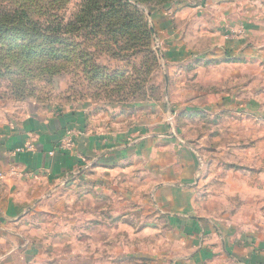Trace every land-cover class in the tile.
Returning <instances> with one entry per match:
<instances>
[{"label":"rangeland","instance_id":"obj_1","mask_svg":"<svg viewBox=\"0 0 264 264\" xmlns=\"http://www.w3.org/2000/svg\"><path fill=\"white\" fill-rule=\"evenodd\" d=\"M81 108L95 124L122 131L126 144L149 140L158 156L132 157L135 167L119 186H87L92 198L83 191L70 199L66 179L51 188L59 192L56 206L42 220L51 227L33 235L58 244L51 251L46 244L42 261L153 264L133 256L175 254L181 236L168 230L151 198L162 171L154 166L165 152L175 166L188 155L195 163L196 215L236 217L227 212L253 196L244 183L214 175L221 162L246 159L245 145L264 155V0H0V130ZM246 112L253 117L248 135L235 130L250 120ZM14 165L0 167V178L15 175ZM203 169L208 181L198 187ZM102 189L115 195L97 198ZM76 238L94 240V262L81 261L85 245L70 248ZM73 250L79 253L71 259Z\"/></svg>","mask_w":264,"mask_h":264},{"label":"crops","instance_id":"obj_2","mask_svg":"<svg viewBox=\"0 0 264 264\" xmlns=\"http://www.w3.org/2000/svg\"><path fill=\"white\" fill-rule=\"evenodd\" d=\"M235 98H230L229 102H235ZM251 103L249 107L247 105L249 111L252 110ZM89 113L81 108L58 114L51 119L29 116L20 125L0 130V167L6 169L13 163L17 169L33 172L27 178L16 174L0 178V264H44L42 260H45V256L42 252L50 241L41 240L33 233L51 227L50 223L42 222L51 213V208L55 209L56 206L54 199L59 192L53 191L51 195V188L59 186L66 179L71 187L66 193L70 199H80L83 191H86L88 199L95 195L94 191L88 190L89 185L101 183L106 188L110 184L119 186L124 182L120 176L126 175L129 170L133 171L135 167L132 157L138 159L150 153L158 156V148L146 145L149 140L126 144L127 135L118 130L110 131L106 125L95 124ZM245 115L250 120L244 121V128L236 127L235 130L244 131L248 135V132L253 131V117L249 112ZM66 127L78 132L75 134L73 150L67 153L55 150L49 154L63 136ZM25 143L32 144L33 150L12 153ZM252 147L245 145L246 159L237 161V164L232 160L221 162L217 175H214L215 180L219 179V183H233L235 187L244 183L245 191L252 192L253 196L259 190L264 193V155L255 154ZM173 156L171 151L169 156L165 152L162 157L164 159L155 164L154 168L162 171L160 178L155 180V192L151 198L156 206L154 212H162L160 216L166 219L168 230L181 236L178 239L180 249L175 254L158 256L157 252L152 251L150 254L133 257L147 258L153 264H264V233H260L264 230V196H260L256 204L251 201L253 196L245 198V205L240 208L237 206L236 211L227 212L235 213L233 215L236 217L227 214H220L219 218L196 215L192 204L199 189L195 190L191 186L198 179L193 174L195 163L188 155V158L185 156L180 159L179 166H175ZM204 171L200 174L198 187L203 181H208L209 176ZM114 174H118V179L113 177ZM134 177L135 180L139 179L138 174ZM98 195L101 196L97 198L108 200L115 193L102 189ZM149 213L152 215V212ZM70 228H79V223L70 224ZM69 243L70 248L71 243L74 247L85 245L87 252L85 259L80 256L81 261L94 262L93 239L83 241L76 238ZM57 244V238L51 240L48 250L51 251ZM118 246H124V241H119ZM69 253L72 259L78 256L79 251ZM125 257L124 251H121V259Z\"/></svg>","mask_w":264,"mask_h":264},{"label":"built area","instance_id":"obj_3","mask_svg":"<svg viewBox=\"0 0 264 264\" xmlns=\"http://www.w3.org/2000/svg\"><path fill=\"white\" fill-rule=\"evenodd\" d=\"M78 133L76 129L71 127H66L63 133V136L55 143L52 150L49 152V154H52L55 150L61 151V152H69L73 150L74 142H75V134ZM27 150H33V145L30 143H25L24 145L15 148L12 153L19 154ZM16 165L9 168V173L11 174H17L16 172ZM1 175V174H0ZM33 175V172L31 171H24L21 172V176L23 177H29Z\"/></svg>","mask_w":264,"mask_h":264},{"label":"trees","instance_id":"obj_4","mask_svg":"<svg viewBox=\"0 0 264 264\" xmlns=\"http://www.w3.org/2000/svg\"><path fill=\"white\" fill-rule=\"evenodd\" d=\"M55 145V144H54ZM54 147V146H53Z\"/></svg>","mask_w":264,"mask_h":264}]
</instances>
